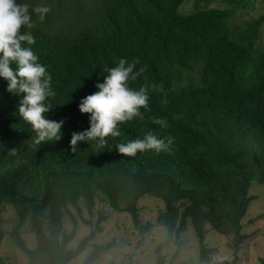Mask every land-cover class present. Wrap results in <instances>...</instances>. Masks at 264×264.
Listing matches in <instances>:
<instances>
[{"label": "trees", "instance_id": "16d2710c", "mask_svg": "<svg viewBox=\"0 0 264 264\" xmlns=\"http://www.w3.org/2000/svg\"><path fill=\"white\" fill-rule=\"evenodd\" d=\"M184 1L18 0L30 12L37 5L49 8L43 21L33 13L32 27L22 31L34 36L26 46L52 76L55 96L46 101L52 106L46 119L64 123L62 138L37 142L18 115L21 97L7 92L0 77V249L6 237L26 264H68L90 246L81 264H92L113 242H93L105 219L100 215L75 249L67 247L77 222L89 223L82 209L103 202L115 214H127L135 235L143 236L152 225L141 224L138 202L147 195L163 202L155 225L172 234L176 247L167 259L169 244H157L154 264L177 258L188 224L198 239L195 264L219 256L204 242V222L230 241L232 258L223 264H239L248 238L241 221L254 199L248 189L252 182L264 184V11L246 18L254 0H224L228 9L210 8L216 0H194L181 11ZM120 58L138 59L137 70L147 67L132 87L146 78L160 88L149 93L150 111L141 109L144 120L119 125L120 136L107 137L105 145L85 140L73 151L71 134L89 128L80 100L97 91L105 68ZM150 117L166 119L169 127ZM148 131L173 137L171 152L118 153L116 145ZM29 234L33 249L24 239ZM136 252L113 264H135ZM0 264H6L1 257Z\"/></svg>", "mask_w": 264, "mask_h": 264}, {"label": "clouds", "instance_id": "9594fccd", "mask_svg": "<svg viewBox=\"0 0 264 264\" xmlns=\"http://www.w3.org/2000/svg\"><path fill=\"white\" fill-rule=\"evenodd\" d=\"M27 3L18 0H0V77L7 81V92L20 96L18 115L21 120L31 126L37 134L38 141L62 138L61 128L63 120L57 122L46 119V114L52 109L47 103L55 96L52 87V76L47 68L39 62L38 55L31 47L35 38L24 28H31L32 14H36L41 21L49 12V8L37 5L29 11ZM139 60L120 58L115 66L105 68L103 82L95 85L97 91L83 97L78 109L81 114L89 115V128L82 132L71 134L70 147L75 150L78 142L98 140L101 146L107 143L109 136H120L119 125L134 118L144 120L145 112H149L150 91H159L155 83L145 82L139 87H132V83L147 70L146 66L136 68ZM15 65V67H13ZM179 119L180 117H176ZM152 123L161 128H168L166 119L150 117ZM173 137L159 138L148 131L143 138H136L127 143L116 145L117 151L123 156H135L137 152L154 150L155 152H171ZM151 239V238H150ZM156 243H168L169 251H175L171 244L172 234L163 226L155 230ZM222 256L214 255L201 264H221Z\"/></svg>", "mask_w": 264, "mask_h": 264}, {"label": "rangeland", "instance_id": "374dc122", "mask_svg": "<svg viewBox=\"0 0 264 264\" xmlns=\"http://www.w3.org/2000/svg\"><path fill=\"white\" fill-rule=\"evenodd\" d=\"M254 1L257 6L252 8L253 10L246 17L247 19L257 18L264 11V0ZM193 4L194 0L184 1L181 11L189 10ZM209 7L228 9L230 5L224 0H216ZM248 195L254 197V199L250 202L247 212L241 221L242 233L248 238L242 243L239 250V264H261L260 259L264 260V184L252 182L248 189ZM138 206L141 224L152 225L149 231H144L143 236L135 235L132 222L127 214H115L107 204L96 200V206L91 211L85 208L82 209V217L88 220L90 224L77 222L75 238L67 247L75 249L80 241L95 228L100 215H103L105 219L100 224L101 231H96L93 242L98 245H106L113 242V246L92 264L121 262L124 259V255L130 256L134 253L135 249L137 252L132 258L135 264H154L155 246L158 244L155 239V230L157 228L155 225L156 216L157 211L162 209L164 205L161 200L145 195L139 200ZM71 212L75 214L78 220L76 212L74 210H71ZM4 215V217H7V213ZM64 227L65 229L72 228L71 221L67 218L65 219ZM203 231L205 244L214 248L219 256L224 257L221 264L224 261H229L232 258L229 239L214 232L207 222L203 223ZM180 237L182 245L178 251L177 258L171 264H195L198 255V239L191 224H188L186 231ZM24 239L27 247L30 249L35 248L36 242L34 236L29 234ZM140 239H142L141 246L137 247L136 244ZM90 252L91 247L87 246L76 259L70 261L68 264H81ZM172 253L173 251H169L168 249L163 251L167 259H169ZM0 257L6 264H26L27 261L23 252H19V250L8 246V239L6 237L0 249Z\"/></svg>", "mask_w": 264, "mask_h": 264}]
</instances>
